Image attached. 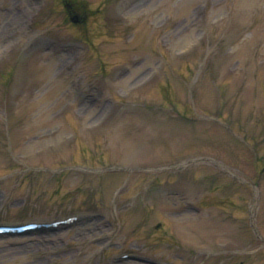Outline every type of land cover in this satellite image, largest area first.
<instances>
[{
  "label": "rangeland",
  "instance_id": "1",
  "mask_svg": "<svg viewBox=\"0 0 264 264\" xmlns=\"http://www.w3.org/2000/svg\"><path fill=\"white\" fill-rule=\"evenodd\" d=\"M72 213L0 264H264V0H0V223Z\"/></svg>",
  "mask_w": 264,
  "mask_h": 264
},
{
  "label": "bare ground",
  "instance_id": "2",
  "mask_svg": "<svg viewBox=\"0 0 264 264\" xmlns=\"http://www.w3.org/2000/svg\"><path fill=\"white\" fill-rule=\"evenodd\" d=\"M27 149H28V150H31V149H32V147H31V146H28V147H27Z\"/></svg>",
  "mask_w": 264,
  "mask_h": 264
}]
</instances>
